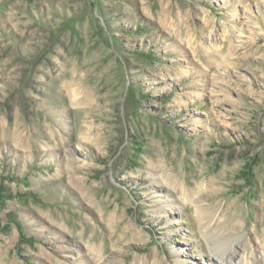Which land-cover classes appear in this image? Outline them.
Returning <instances> with one entry per match:
<instances>
[{
	"label": "rangeland",
	"instance_id": "374dc122",
	"mask_svg": "<svg viewBox=\"0 0 264 264\" xmlns=\"http://www.w3.org/2000/svg\"><path fill=\"white\" fill-rule=\"evenodd\" d=\"M196 204L264 264V0H0V264H210Z\"/></svg>",
	"mask_w": 264,
	"mask_h": 264
},
{
	"label": "bare ground",
	"instance_id": "6f19581e",
	"mask_svg": "<svg viewBox=\"0 0 264 264\" xmlns=\"http://www.w3.org/2000/svg\"><path fill=\"white\" fill-rule=\"evenodd\" d=\"M68 84L69 82L67 83V85ZM72 92L73 91H70L72 101H74L75 103L78 100H79L78 102L80 101L83 102L84 97L79 98L78 96H76L74 92L73 93ZM85 99H86V96H85ZM164 163H165L164 159L161 155L158 158L152 159V161L149 163V168L152 171L150 175H152L153 178H156L157 183H158V185L156 186H159V187L165 186L166 188L169 187V188H173L177 190L178 196L174 197L173 195H171V197L172 196L174 197L173 199L169 200L171 205H176L177 208H180L182 204H184L185 202L195 201L196 203H198L199 199L204 195V193L202 192L205 189L204 186L206 187L205 180L200 181L194 187H188L185 184V182L181 180L180 176L177 175L176 172H172L168 170V168L165 166ZM159 170H163V171L159 172ZM208 182H211V180ZM195 206H196V210H195L196 216L198 218L197 220H199L198 225H200V229L202 230V233L204 235H207L206 233H207L208 228H215L213 230L216 231L218 229L216 228L217 227L216 225L220 223V217H215L213 208L205 209L201 207V205L199 204H196ZM237 231L238 229L236 228L233 231H224V230L222 231L221 228L218 229L217 235H218L219 240L223 239L227 243L226 252L224 254L215 252L213 248L214 246L209 245L208 257L210 260H208L209 261L208 263L210 264H227V263L255 264V262L253 261L251 257L243 256V255L240 256L237 250L238 244L233 245V242L235 240L231 242V239L233 238V236H236L235 232L237 233ZM133 235L137 236L136 232ZM225 242H222L220 240V243L219 242L218 243L221 246L223 244H226ZM87 249H90L91 251L95 252L94 256L97 258L98 257L100 258L101 250L99 247L94 246L93 244L92 245L89 244ZM224 255H227V256H224ZM262 257L260 259L264 261V253ZM148 261H149L148 264H166L161 259H159V257L156 258L154 255L152 257L151 256L148 257Z\"/></svg>",
	"mask_w": 264,
	"mask_h": 264
}]
</instances>
